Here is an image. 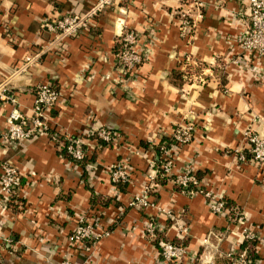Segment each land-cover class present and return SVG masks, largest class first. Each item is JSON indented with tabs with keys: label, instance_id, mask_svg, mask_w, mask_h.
<instances>
[{
	"label": "crops",
	"instance_id": "0c3cea01",
	"mask_svg": "<svg viewBox=\"0 0 264 264\" xmlns=\"http://www.w3.org/2000/svg\"><path fill=\"white\" fill-rule=\"evenodd\" d=\"M96 2L0 0V85L25 116L32 114L36 83L50 81L61 95L47 133L15 147L0 139V162L13 164L21 178L16 205L6 206L0 193V264H159V246L144 233L150 217L168 240L185 239L188 255L178 264H229L226 253L242 243V225L213 213L201 193L186 195L168 179L157 182L156 174L153 206L130 204L155 174L157 144L186 121L194 124L193 137L174 149L173 171L194 170L204 188L244 214L255 234L253 264H264V164L237 156L246 149L245 129L264 137V58L243 56L238 44L247 0H199L201 17L186 39L178 32L184 0H111L88 28L42 51L51 38L44 22L84 13ZM123 25L143 33L149 49L128 94L114 58ZM185 69L188 80L171 77ZM11 108L0 97V134ZM93 122L117 131L120 142L98 144L81 163L71 160L63 139ZM122 162L131 172L119 187L109 170ZM80 214L108 234L74 242Z\"/></svg>",
	"mask_w": 264,
	"mask_h": 264
},
{
	"label": "built area",
	"instance_id": "2783aa9c",
	"mask_svg": "<svg viewBox=\"0 0 264 264\" xmlns=\"http://www.w3.org/2000/svg\"><path fill=\"white\" fill-rule=\"evenodd\" d=\"M127 1L130 2L131 0ZM110 2L111 0H97L94 6L84 13L67 12L51 21L44 22L43 27L51 35V38L42 51L59 48L67 36L76 35L81 30L88 28L95 13L101 12L104 6ZM184 5L185 7L180 11L178 17V32L182 38L186 39L191 37L197 21L201 17L199 11L201 3L199 0H185ZM247 7L248 21L239 33L238 44L243 56L255 53L258 58H264V0H247ZM117 44L119 47L114 54L115 69L123 76L120 84L121 90L128 94L132 84L131 81H135L137 77V70L146 63L149 52L148 43L143 33L126 28L123 25ZM239 59H241V56H237L234 61L236 62ZM196 80L202 82L204 79L198 75ZM0 97L12 104V108L6 116V126L0 134V139L5 146L15 147L47 133L49 112L60 102L61 95L58 87L50 81L36 83L30 116H25L19 111L16 106L18 103L16 97L5 84L0 85ZM194 128V124L189 121L176 125L170 139L157 144L161 160L157 168H154L155 174L154 172L149 174V182L143 186L140 194L132 196L131 205L153 206L149 194L153 185L152 181L157 172L160 171V175L172 181L186 195L192 196L195 193H201L206 198L208 207L213 213L229 214L230 208L225 205V200L213 191L204 188L194 170L185 167L173 171L171 158L174 155V149L192 139ZM243 135L248 156L244 152H239L238 159L240 161L249 159L256 164H264V137L251 128L245 129ZM56 136L54 135V137ZM119 142L117 131L93 122L81 135H66L63 139V149L67 157L78 162L85 159L88 151L98 146V144L99 146L101 144L108 146L117 145ZM0 171V193L4 204L9 207L11 206L10 202L18 198L21 178L18 169L6 160L0 162ZM130 172L131 167L128 163H116L109 170V179L113 184L127 182ZM157 209L164 211L160 207H157ZM166 212L167 215H170L168 211ZM233 219L242 225L243 240L255 238L254 232L247 228L245 216L239 209L235 211ZM163 230L164 227L162 228L160 221L152 217L145 221L144 233L148 238L155 239L160 233L165 236ZM181 230L186 232L185 228ZM107 234V230H98L96 223L87 215L80 214L72 233V239L79 244H88ZM158 246L161 256L159 264H178L188 255L184 245L176 244L168 239L159 241ZM226 256L230 260L229 264H253V260L249 258L245 250L240 252L238 249L229 251ZM57 264H71V262L64 259Z\"/></svg>",
	"mask_w": 264,
	"mask_h": 264
},
{
	"label": "trees",
	"instance_id": "16d2710c",
	"mask_svg": "<svg viewBox=\"0 0 264 264\" xmlns=\"http://www.w3.org/2000/svg\"><path fill=\"white\" fill-rule=\"evenodd\" d=\"M185 1V0H184ZM117 50V49H116ZM188 70L186 71V72H183V71H174V72H172L171 73V77L173 78V79H176V80H180V81H184V80H187V78L189 77L188 76ZM187 77V78H186ZM158 151V150H157ZM244 153H246V156H248V154H247V152H246V150L244 151ZM67 156V155H66ZM85 159H83V160H81V161H78L79 163H81V162H83ZM156 168H157V166H156ZM160 172V171H159ZM159 172H157V179H156V181L157 182H162L163 180H167L166 179V177H164V176H162V175H160V173ZM198 177V176H197ZM156 182V183H157ZM126 183L125 182H123V183H121V182H119V183H117V184H115V185H118L119 187H122V185H125ZM93 200H94V197H93ZM92 200V201H93ZM16 200H13L12 202H10V204L11 205H16ZM225 205L227 206V207H229L230 208V212H229V214H227L228 215V217L230 218V219H233L234 218V213H235V211L237 210V208H236V206L235 205H233V204H231V203H229L228 201H226L225 200ZM167 238L164 236V234H162V233H160V234H158V237L157 238H155V239H152L157 245H158V242L159 241H163V240H166ZM185 239H183V240H180V239H178V238H176V239H173V240H171L172 242H174V243H176V244H184V241ZM254 240H246V239H244L243 241H242V243L240 244V246L238 247V251L240 252V251H243V250H245V253L249 256V258H251V260H253V258H254V253H253V244H254Z\"/></svg>",
	"mask_w": 264,
	"mask_h": 264
}]
</instances>
